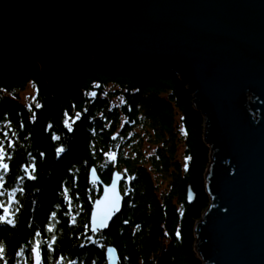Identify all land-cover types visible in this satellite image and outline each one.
<instances>
[{"label": "trees", "instance_id": "obj_1", "mask_svg": "<svg viewBox=\"0 0 264 264\" xmlns=\"http://www.w3.org/2000/svg\"><path fill=\"white\" fill-rule=\"evenodd\" d=\"M29 85L35 98L26 105L18 92ZM0 151L8 165L0 168V264H32L33 247L41 264H105V245L119 264H202L195 225L210 205V148L192 93L171 69L144 76L90 62L62 88L35 61L0 72ZM92 166L104 183L113 170L123 174L122 209L97 235L88 230L101 191L88 181Z\"/></svg>", "mask_w": 264, "mask_h": 264}, {"label": "water", "instance_id": "obj_2", "mask_svg": "<svg viewBox=\"0 0 264 264\" xmlns=\"http://www.w3.org/2000/svg\"><path fill=\"white\" fill-rule=\"evenodd\" d=\"M37 62L48 84H75L90 62L144 76L171 69L192 93L210 148V205L195 225L202 264H264V0H0V72ZM101 189L88 230L119 215L123 174ZM186 199H195L190 188ZM107 216V227L92 231ZM38 247L32 264H41ZM105 264H119L105 245Z\"/></svg>", "mask_w": 264, "mask_h": 264}, {"label": "snow or ice", "instance_id": "obj_3", "mask_svg": "<svg viewBox=\"0 0 264 264\" xmlns=\"http://www.w3.org/2000/svg\"><path fill=\"white\" fill-rule=\"evenodd\" d=\"M93 95H94V93H93ZM65 124L68 125L69 130H71V126L69 125L68 120H65ZM57 139H59V138L57 137ZM63 151H64L63 147H60V148L57 149V152L58 153H62ZM0 156H2V153H0ZM0 167H2L3 169L6 170L7 167H8V165L7 164H4V163H0ZM32 178H34V177H32ZM107 218H108L107 216L101 217L99 219V221L97 223H95V226L92 228V231L93 232H96L100 228L107 227V223H106ZM2 220H4V217L3 216H0V221H2ZM7 223H12V220H7ZM2 251H3V249L0 248V252H2ZM38 255L39 254L37 253V256ZM36 264H40L39 259H37Z\"/></svg>", "mask_w": 264, "mask_h": 264}, {"label": "rangeland", "instance_id": "obj_4", "mask_svg": "<svg viewBox=\"0 0 264 264\" xmlns=\"http://www.w3.org/2000/svg\"><path fill=\"white\" fill-rule=\"evenodd\" d=\"M18 96H19L21 102L25 103L26 105H29V104H31V103L34 102V98H35V90L33 89L32 86L29 85V86H27V88L24 89L23 91L18 92ZM68 123H69V121H68ZM0 153H1V151H0ZM1 158H2V156H0V159H1ZM109 158H110V157H109ZM180 160H181V159H180ZM0 163H2V162L0 161ZM0 168H1V167H0ZM161 188H162V189L165 188V183H162ZM4 215L7 216L8 214L5 213ZM8 216H9V215H8ZM7 219H8V217H7ZM90 239L93 240L92 237H90Z\"/></svg>", "mask_w": 264, "mask_h": 264}]
</instances>
